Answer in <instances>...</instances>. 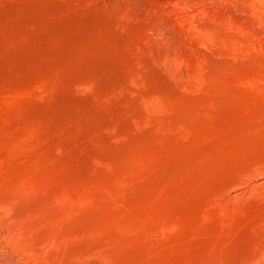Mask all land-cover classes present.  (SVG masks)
I'll return each mask as SVG.
<instances>
[{
  "label": "rangeland",
  "instance_id": "1",
  "mask_svg": "<svg viewBox=\"0 0 264 264\" xmlns=\"http://www.w3.org/2000/svg\"><path fill=\"white\" fill-rule=\"evenodd\" d=\"M0 264H264V0H0Z\"/></svg>",
  "mask_w": 264,
  "mask_h": 264
}]
</instances>
